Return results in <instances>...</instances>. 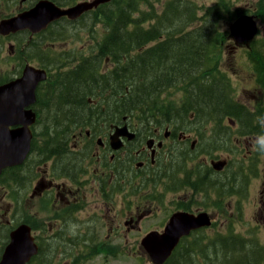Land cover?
I'll return each mask as SVG.
<instances>
[{
  "label": "flooded vegetation",
  "instance_id": "flooded-vegetation-1",
  "mask_svg": "<svg viewBox=\"0 0 264 264\" xmlns=\"http://www.w3.org/2000/svg\"><path fill=\"white\" fill-rule=\"evenodd\" d=\"M41 1L45 0H0V26L30 11ZM46 1L62 8L74 6L78 2ZM105 5L108 4L100 5L76 21L63 17L38 34L29 30L0 34V55L9 41V59L16 71L2 80L0 77V86L21 79L28 67L45 70L49 74V79L40 82L36 89V103L29 107L36 114L37 121L30 128L32 139L25 160L0 171V264L9 254L12 264H85L90 261L111 264L112 255H107L109 250L113 247L119 249L115 251L116 257L122 255V249L145 251L143 241L146 236L152 233L165 235L174 216H179L177 229L162 237V242L156 241L154 247L167 246L178 234L186 231L184 215L208 217L209 220L199 223L202 226L178 238L172 255L164 262L180 264L186 258V250L192 244L193 237L207 234L217 223L214 217L218 214L214 213L215 206L210 202L194 207L197 204L195 195L205 187L201 185V180L195 182L196 188L193 189L194 181L190 177L177 183L175 178L160 175L168 158H175L178 151L189 155L188 147L191 151L195 150L199 142L195 133L164 124V121L153 129L149 125L142 128L146 122H136L126 114L112 118L113 113H120L118 110L109 114L108 127H87V121L81 125L74 124L75 128L56 130L58 136L54 139H49L51 135L44 128L45 124L37 129L42 111L51 106L43 102L42 95L48 100L61 75V72H57L60 55L52 50H39L43 38L61 21H68L71 27L77 28L83 18L93 20L90 16L103 12ZM262 5L264 3L259 7ZM257 23V35L253 42L264 31V23ZM102 44L96 56L99 59L104 56L109 58L102 54ZM43 45L51 48L54 44L50 46L45 42ZM50 51L55 54H52L51 62ZM68 55V62L72 64L73 56ZM96 56L76 64L78 66L71 70L84 71L90 62L97 61ZM105 76L111 79V73ZM98 79L101 81L98 86L100 89L94 88L88 94L84 93L85 100L92 96L89 95L91 93L107 99L105 90L109 88L110 92L111 88L119 86L103 85L104 77ZM259 82L264 83V80ZM86 101L90 103L91 98ZM86 109L89 112V108ZM125 126L133 137L122 136L113 146L112 137ZM63 159H67L68 163H63ZM188 190L193 191L192 199H188L187 194L181 196L176 193ZM218 210H221L219 206ZM201 243L195 240L196 247ZM211 243H221L223 247L226 241L217 236ZM148 259V264H156L149 256Z\"/></svg>",
  "mask_w": 264,
  "mask_h": 264
},
{
  "label": "rangeland",
  "instance_id": "rangeland-1",
  "mask_svg": "<svg viewBox=\"0 0 264 264\" xmlns=\"http://www.w3.org/2000/svg\"><path fill=\"white\" fill-rule=\"evenodd\" d=\"M81 1L78 0L76 5L83 3ZM92 1L88 0L87 2ZM167 1L169 0H152V4L157 11H161ZM194 1L199 7V16H202L207 9L215 8L217 4L225 5L219 14L211 17V21L214 20L218 23L216 33L224 39L226 38L221 55L219 57L218 55L214 56L213 61L217 63L216 68H220L223 73L227 74V80L232 86L230 90L233 91V97L237 102L244 105L253 114L258 108L264 110V83L259 82V80H264V31L256 42L243 44L237 43L231 34V26L242 16H254L258 22L264 23V7H259L261 0ZM111 8L112 6L104 11L106 12ZM234 10H237L239 14L242 12V14L233 19L231 12ZM98 17L97 20H95L94 15L90 16L93 20H84L83 18L77 28L71 27L72 24L68 21H61L48 31V36L43 38L39 50H52L60 55L57 72H61V75L57 78V87L48 100L45 95H42L43 102H48L51 106L47 110L45 109L46 111H42L37 129L42 128V124H45L44 128L48 129L51 135L49 139H54L58 136L56 130L75 128L74 124L81 125L87 121H89L86 124L87 127H108L107 118L110 116L109 114L118 110L120 113H113L112 118H120L121 115H124L122 112H125L136 122H146L143 123L142 128L149 125V128L153 129L164 121V124H172L188 132L191 131L192 134L195 133V137L199 138L195 150L191 151L188 147L189 155L178 151L175 158H168L167 165L162 167L160 175L175 178L177 183H182L184 178L190 177L194 181L193 189L196 188L195 182L201 180V185H205V187L201 192L199 190V194L195 195L194 200L197 204L194 207H200V203L210 202L211 205L215 206L214 213L218 215L214 217V221L217 222L215 227L209 230L205 234L206 236L204 234L195 235L192 244L188 243L189 249L186 250V258L180 264H238L240 262L264 264V155L253 151L251 143H249L257 134L242 136L240 132L244 131L246 127L237 123V120H235L236 125H232L230 116L224 117L221 122L216 116H213L214 109H224L225 106L221 103L218 95H209L212 91H208V88L213 83V79L208 76H206L207 80H198L195 87L189 91L191 95L190 105L200 107V124L195 123V113H189L187 119L184 120L182 114L177 115L173 112L166 119L168 110L177 108L182 102L187 90L186 87H183L185 85L178 86V89L166 88L162 91L160 90L165 86H157L156 90H150L149 93L152 95L150 94L146 99L148 102H138L135 106L128 108V104L134 105V102L128 99L130 89L127 82L122 81L118 86L120 89L118 87L117 89L111 88L110 92H108L109 88L105 90L104 96L107 99H101L96 94L91 93L89 95L92 96L86 100L91 97L92 103L86 101L82 97L85 95L84 93L88 94V91L94 88L100 89L98 86L101 81L98 77L102 78V76L109 75L120 66L111 60L110 56L109 58L104 56L102 59L96 56L99 54L100 45L103 43L105 34H107L101 15L99 14ZM262 28L264 30V25ZM45 42L50 46L54 45L49 48V46L43 45ZM198 46L195 44L186 47L188 53L185 54L184 52L181 56L182 60L194 61L197 48H200ZM9 53L8 41L0 55L1 80L6 75H12L16 72L11 66ZM54 53L49 52L50 62ZM68 54L73 56L72 64L68 62L70 60ZM94 56H96L97 61L90 62L84 71L71 70L78 66L76 64H82ZM170 56V58L174 57ZM178 62L175 65L172 64L173 61L171 60L166 64L163 63V65L155 63V69L152 67L150 71L146 72L148 77L146 84L140 86L136 83V85L141 91L150 88L148 86L152 84L153 80L157 81L162 76L169 75L168 69L171 66L176 67V69L179 68L181 64ZM157 67H162V69L158 71ZM207 74H212L215 78L214 72ZM135 96L132 97L134 98L133 101L138 99ZM230 96L232 98V94ZM158 104H161V108L157 107ZM85 106L89 108L90 113ZM59 109L66 110L65 116L62 114L60 116L62 121L56 120V116H59ZM100 111L106 112L100 113ZM202 114L206 120L202 118ZM259 118L250 123V126L252 128L258 126L259 133H261L264 132V112ZM212 160L227 162L224 172L216 173L210 165ZM62 161L65 164L68 163L67 159ZM211 169L212 171H210ZM176 193L181 196L187 194L188 199L193 198L192 190ZM218 206L221 212L218 210ZM217 230L219 234H217ZM217 236L225 239V246L222 247L221 243L219 245L211 243ZM195 240L202 243L196 247ZM231 242H236V245ZM117 250L119 249L113 247L107 253V255H112L110 257L111 264L149 263L144 250L122 249V255L116 257L115 251ZM85 264L100 263L90 261Z\"/></svg>",
  "mask_w": 264,
  "mask_h": 264
},
{
  "label": "trees",
  "instance_id": "trees-1",
  "mask_svg": "<svg viewBox=\"0 0 264 264\" xmlns=\"http://www.w3.org/2000/svg\"><path fill=\"white\" fill-rule=\"evenodd\" d=\"M260 3H264V0H261ZM110 6L112 8L105 12L104 10L109 9ZM224 6V4H217L215 8L207 9L202 16H199V7L194 0H169L165 2L161 11H157L153 7L152 0H113L110 4L105 5L100 15L105 24L107 35L103 40L101 50L103 55L110 56L111 60L120 66L111 73L112 80L104 76V84L115 86L126 81L130 89L128 99L134 102V105L128 104V108L135 106L138 102L146 101L151 94L150 90H156L157 86H165L160 90L162 91L166 88L178 89V86L185 85L183 87H186L187 90L182 102L177 108H170L167 117L174 112L177 115L182 114L183 119L186 120L189 113H195V123L200 124V107L190 105L189 91L195 87L198 80H207L206 76H208L213 79V83L208 88V91H212L209 95H218L221 103L225 106L224 109H214L213 116H216L219 122L226 116L237 120V123L246 127L244 131L240 132L242 136L258 134L259 127L252 128L249 125L258 119L264 110L262 108L258 111L255 110V114H253L244 105L237 102L233 97V91L230 90L232 86L227 80V74L223 73L220 68H216L217 63L213 61L214 56L221 55L226 38L224 39L216 33L218 23L214 20L211 21V17L219 14ZM241 14L242 12L239 14L237 10H234L231 12V18L234 19ZM98 15L99 13H95L94 18L96 19ZM195 44L200 46L196 51V59L191 62L182 60L181 56L184 52L188 53L185 48ZM107 52L110 53L107 54ZM170 55L174 57L170 58ZM169 60L173 61V65L180 61L178 63L181 66L177 69L171 66L168 69L169 75L162 76L157 81L153 80L152 84L148 86L150 88L141 91L136 83L144 86L148 79L146 72L150 71L152 67L155 69V63L163 65ZM156 69L160 71L162 67ZM208 72H214L215 78L212 74H207ZM136 93L138 95L135 96ZM133 96L138 99L133 101ZM82 97L85 98V95ZM158 106L161 108V104ZM59 110V117L61 114L65 116L66 110ZM100 113L103 112L100 111ZM202 118H205L203 114ZM56 119L59 121L57 116ZM202 121L204 120L202 119ZM231 243L236 245V242ZM238 264L247 263L240 262Z\"/></svg>",
  "mask_w": 264,
  "mask_h": 264
},
{
  "label": "water",
  "instance_id": "water-1",
  "mask_svg": "<svg viewBox=\"0 0 264 264\" xmlns=\"http://www.w3.org/2000/svg\"><path fill=\"white\" fill-rule=\"evenodd\" d=\"M111 1L93 0L92 2L79 3L69 9H62L51 1H41L30 11L3 22L0 26V34L7 35L11 32L24 30L38 34L63 17L75 20L84 13ZM231 34L237 43H249L257 34L256 22L250 16H242L231 26ZM46 79V71L28 67L21 79L0 86V171L5 167L21 164L25 160L32 139L30 128L37 121L36 114L28 108L36 103V89L40 82ZM232 125L234 124L232 123ZM11 127L19 128L11 130ZM120 130L112 137L113 146L117 144L116 141L122 136L133 137L128 132L127 126ZM211 165L216 171H222L227 162L212 161ZM184 216L186 231L178 234L177 238L173 239L169 245L163 247L153 246L158 240L162 242V237L166 236L167 233L170 234L177 229L179 216H174L171 219L165 235L152 233L144 239L145 250L154 263L164 264L174 251L180 236L188 235L191 230L196 229L197 226L200 227L201 224L199 223L201 221L209 220L206 216ZM207 224L209 225V221ZM2 264H12L10 254L5 257Z\"/></svg>",
  "mask_w": 264,
  "mask_h": 264
},
{
  "label": "clouds",
  "instance_id": "clouds-1",
  "mask_svg": "<svg viewBox=\"0 0 264 264\" xmlns=\"http://www.w3.org/2000/svg\"><path fill=\"white\" fill-rule=\"evenodd\" d=\"M252 150L264 155V132L258 133L250 140Z\"/></svg>",
  "mask_w": 264,
  "mask_h": 264
},
{
  "label": "bare ground",
  "instance_id": "bare-ground-1",
  "mask_svg": "<svg viewBox=\"0 0 264 264\" xmlns=\"http://www.w3.org/2000/svg\"><path fill=\"white\" fill-rule=\"evenodd\" d=\"M110 46V45H109ZM112 48V47H111ZM118 50V49H117ZM116 50V52H117ZM120 50V49H119ZM106 52V51H105ZM110 53V52H107V54ZM124 82V81H123ZM111 86V85H110ZM115 87V86H114ZM104 88V87H103ZM119 88V87H118ZM117 89V88H116ZM120 89V88H119ZM103 90V89H102ZM93 94V93H92ZM116 95V94H115ZM91 98V97H90ZM162 116V115H161ZM185 120V119H184ZM82 124V123H81Z\"/></svg>",
  "mask_w": 264,
  "mask_h": 264
}]
</instances>
